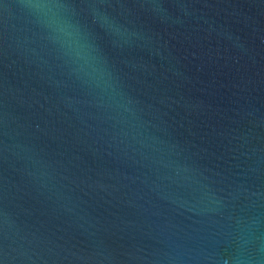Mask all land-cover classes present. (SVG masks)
Segmentation results:
<instances>
[{
  "label": "water",
  "instance_id": "obj_1",
  "mask_svg": "<svg viewBox=\"0 0 264 264\" xmlns=\"http://www.w3.org/2000/svg\"><path fill=\"white\" fill-rule=\"evenodd\" d=\"M0 264H264V0H0Z\"/></svg>",
  "mask_w": 264,
  "mask_h": 264
}]
</instances>
